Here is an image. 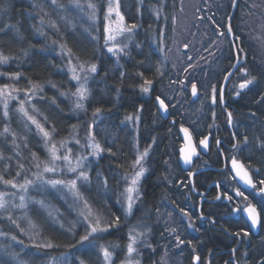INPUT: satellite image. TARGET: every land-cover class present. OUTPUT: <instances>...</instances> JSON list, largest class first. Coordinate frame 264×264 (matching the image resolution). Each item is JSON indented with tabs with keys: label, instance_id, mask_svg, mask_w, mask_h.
I'll use <instances>...</instances> for the list:
<instances>
[{
	"label": "rangeland",
	"instance_id": "obj_1",
	"mask_svg": "<svg viewBox=\"0 0 264 264\" xmlns=\"http://www.w3.org/2000/svg\"><path fill=\"white\" fill-rule=\"evenodd\" d=\"M132 1L133 0H119L120 11L125 18L126 25L136 24L130 17V10L133 6ZM30 2L32 7L34 4L39 5V7L34 8L32 18H35L38 21L40 35L47 39L46 46L49 45V48L46 49L47 56H52L51 53H53L56 60H59L61 63L62 67L59 68L66 71L69 76L68 81L70 82L68 83V90H65L66 93L75 91L77 82L71 79V72L67 63L69 57L62 56L59 47L60 43H63L62 37L65 36V33L76 32L79 35L81 32L80 34L83 37H86L87 44H92L93 47L98 50H104L114 59L115 67L121 68L125 61H128L131 58L128 56H121L119 61H117V57L107 52V48L105 47L104 27L107 23L116 19L114 14L110 17L109 21H106L104 18L109 5V0H78L81 7L76 6L75 0H57V5H53L51 0H30ZM89 3L95 5L96 15L94 20L89 19L92 12V9L87 7ZM112 3L114 5L115 0H112ZM135 4H137L136 14H140V17L143 9L145 7L149 8L146 10L151 14V17H153L152 19H154L153 22L156 24V28H158V33L156 35L152 34V37L149 38L148 42H151V45H153L159 56L158 62L155 63L153 67H160L163 72L162 76L159 74L156 76L161 77L162 79L159 85L160 93L162 94V98H165L166 103L169 104L167 118L162 117L161 112L158 109L161 118L168 120L173 126L176 125V128L179 131L178 135H180L183 126V128H185L190 124V128H186L188 129V132L191 131L193 136L194 133L199 135V137L202 133H205V136H211V134H219L220 136L221 128L216 121L218 109L215 107L217 103L213 104L211 102L210 92L212 85L217 87V81L215 80L216 75L223 70V63L225 60L227 62L229 59L230 37L228 32L221 28V24H219L220 20L218 19H221L223 16L221 13L225 11L226 0H136ZM41 8L43 11H40ZM234 9V15L236 14V25L234 29L236 32L233 29L232 30L234 31L235 38L233 40L236 45L234 46L233 52L235 53L234 56L238 57L239 60L244 56L245 60L233 73L227 83L224 93V105L220 103L226 114V109L229 110V95L233 93L234 98L236 99L241 96V94L240 96H236L235 93L239 91L237 88L238 83L245 79L242 70H249V67L247 68L245 66L250 59V53H253L252 55L255 56L254 58H256V62H258V65L264 71V0H235ZM41 20L44 21L43 24H41ZM232 22H234L233 18ZM52 24H55L56 27L53 28L51 26ZM136 25L137 28L134 29L132 33L119 35L116 41V43H120L121 45L128 44L126 51L130 53L132 52V49L141 53L143 47L146 46V42L143 43V41L139 40V33L144 31L143 24L141 22ZM112 26L115 27V25ZM41 32L43 34H41ZM237 37H239V39H237ZM53 41H57V43H53ZM137 45H139V47H137ZM185 45H187V48H185ZM161 49H163V52H161ZM189 57H191V59H189ZM72 59L74 64L82 63L74 59V57H72ZM14 62L16 61L10 60L9 63L0 65V72L10 73V69L8 68L12 66V63ZM190 65L193 67H189ZM185 69H187V71H185ZM228 72L226 71L223 77H225ZM97 74H95V76H90L88 81V87L91 92L90 96L94 93L93 87H95L99 81L96 79ZM248 74L250 77L253 76L249 71ZM171 81H177V83H171ZM179 81L186 82V86L183 89L181 88ZM255 82L256 80L253 85H250L249 88L244 89L241 93L248 92V90L256 84ZM3 83H15L20 89H24L25 86L30 87L29 82L26 80L24 81L21 77L19 81L13 82L9 80L6 75L0 76V84ZM191 83L197 84V97L191 95ZM43 87H45V85ZM152 90L147 94L143 93L144 96L149 97ZM14 95H18L19 99H25L23 91L18 94L14 93ZM90 96L84 101L85 107ZM64 97L66 103H68V106L71 108L69 114L81 115V112H83L84 109H75V98L70 95ZM262 97H264V91L258 99V103H260L261 106H264V99H261ZM19 99L11 100L9 102V116L7 118L3 116L4 109L3 105L0 104V112L4 121L2 127L4 128L5 126H8L12 131L16 132V143L20 145L19 148H16L12 144L11 136L0 137V153H3L4 156V159L0 160V173H4L6 178H12L15 177L17 171H21V176L18 177L17 180L19 183H23L25 177L35 180L34 173L40 171V169H37L34 166L36 161H34L32 154L35 153L39 160L44 161L48 159V151L44 145L42 136L37 133L35 126L31 125L30 122H28L26 118L17 111L19 107ZM27 99L31 101V104L25 105L29 112L31 113L32 105H34L37 110V119L44 122L45 114L41 111L44 93L40 92L35 96L30 95ZM38 102L41 105L35 104ZM172 105L175 106L172 107ZM257 107L259 109V106ZM213 112L215 113V117L212 115ZM140 113L139 109L138 113L133 115H139L140 119L138 122L135 119L132 121L124 119V126H126V129L134 135L133 138L136 147L134 152L135 156L138 152H143L146 149L149 153L144 161V166L146 167L147 172L140 182L142 195L141 199L136 203V209L138 210H136L135 213H138L141 210H144L146 213L144 214V217L150 220L149 223L152 224L150 226L152 228L151 241L153 242V246L157 248V251L153 253L150 249L141 248V255L138 259H140L141 264H160V257L164 254L162 247L160 246H165L168 250V255L166 257L168 264H188L189 262H191V264H198L194 261V257L199 255L197 250L202 243L200 235L203 226L201 225L205 219H200V212L198 213L196 211L197 208L193 199L195 193L193 189L191 190L190 184H187L184 181H175L176 185L173 184L177 177L174 162L175 160L176 163L179 161L181 155L180 149L185 147V143L181 140L182 142L179 143L178 147H171L173 155L175 153L174 151H177L178 155L177 157L175 156V159L173 158V161L170 159V156L169 161L165 160L164 162L163 180L169 187L174 186V188L178 189V193L174 197L169 195L163 196L156 204L148 202L145 195V180L148 178V174L153 172L157 166V163L155 162V146L158 144V138L156 137L157 131L155 130L157 121L154 122V124L152 123V126H149L148 121L145 120V122H143L141 120ZM258 113V120H262L261 122H263L264 110L261 108ZM103 115L104 112L99 113V115L95 117L91 115L86 122L89 123L87 128L85 127L82 129L75 127V129H72L67 136L57 135L55 130L54 138L58 143V146L59 142L68 141L65 149H60L61 153H63L66 148H71L73 164L79 159L83 165L82 170L86 171L89 176V181H77L79 190L89 200L94 210L103 214L106 218H112L114 216L106 205V202L108 201L106 195L113 194L117 201L122 200L121 194L124 193V189L127 186L124 177L125 175L131 176L132 169L130 168L126 173L117 171L115 178L109 169L110 172L108 173L111 174V177H108L104 173V169H102L104 166L100 161L101 158L104 157V152L101 153L99 157L89 154L90 150L87 149L85 145L87 143L89 131L88 126L92 125L93 122L94 126L91 131L102 147L103 144L100 139L106 138L109 141L110 138H112V135L110 134L112 127L107 121L109 118ZM206 121L209 124L207 128H205L206 126L204 127ZM233 122L231 127H229L228 122L226 123L227 126L231 128V133H233L236 138L237 129L232 128L234 125ZM45 127L49 129L52 128L48 123L45 124ZM143 133L146 134L145 137H141L143 136ZM77 139L80 141L79 144H76L75 142ZM25 144H27V147H25ZM242 145L241 143H238L237 147L229 153L231 158H239L240 152L243 148ZM17 153H19V155H17ZM9 157H11V159H9ZM84 157H87V159H84ZM56 163L58 170L55 173H45V179L52 178L68 180L75 178L76 174L69 173L64 166L63 161H58ZM20 164L24 165L22 170L19 168ZM42 167L43 165H41V168ZM98 173L99 177L97 175ZM104 179H107L108 181L107 189H105L102 184ZM224 186V189H222L218 195L223 199L225 198V192H228L230 189V182H228V179L225 180ZM0 191H7L9 193L7 198L13 200L16 204H19L20 202L19 196L25 195V202L27 204L25 209L10 207L8 212H0V255L3 256L4 253L11 251L19 252L23 259L28 261V264H30L28 255L37 257L36 259L39 264H62L65 257H67V264H77V256L85 258L86 264L88 261H90V264H103V257L100 253L99 246L104 245L107 247L110 245H119L117 248H110V250L115 252L113 264H121V261L124 260L126 244L128 242V231L129 228L133 226V223L126 229L124 238H120V232L115 235L112 234L113 231L121 230L122 224H120V227H114L108 232L99 234L100 238L92 240L91 243L85 241L83 245L76 244L80 236L85 233L87 222L84 221L83 217L78 215V209L81 205L74 201V197L68 189L61 186L53 188L51 185H41L40 182L37 181L36 184L29 186L27 193L19 192L17 189H12L2 183H0ZM233 192L235 199L237 196L236 190H232L231 193ZM255 194L262 196V192L259 189H256ZM182 195L184 198H181ZM103 197H105L106 200H104L105 198ZM238 198L242 197L237 196V199ZM216 199L217 198H215V200ZM37 201H44L45 204L55 209L56 219L54 220L52 217H49L47 211L41 208L40 205L36 203ZM149 203L151 204L152 209L151 213L148 214L146 208L149 209L147 206ZM231 206H233V203H231ZM119 207L122 209V215L125 219L121 203H119ZM157 209H159V216ZM181 209L187 211L192 217L193 227H188L190 221L187 217L183 216ZM202 211L203 206L201 208V213ZM238 212L240 211H237L236 213L234 212V214L236 215ZM169 213H171V216H169ZM9 215L14 219L22 218L24 216L32 219L38 226L40 232V235L36 237V242L51 240L54 244L60 246L50 249L33 247V241L29 240V236L21 235L15 225L7 219ZM133 216H135V214ZM133 216L128 217L130 221L134 220L132 218ZM165 221H167V225L165 224ZM18 222L26 227L24 220L20 219ZM141 223L136 222L134 224L141 226ZM61 224H63V227H61ZM167 226L175 227L177 229L176 233L170 235L165 231ZM51 230L62 232L61 235L66 236L71 244H76V247L68 248L65 247V245L56 243L47 233ZM161 233H163V235H161ZM13 235L17 237V240H22L23 244L13 241L11 239ZM175 235H179L184 243L177 246ZM188 241H191V244H189Z\"/></svg>",
	"mask_w": 264,
	"mask_h": 264
},
{
	"label": "trees",
	"instance_id": "obj_2",
	"mask_svg": "<svg viewBox=\"0 0 264 264\" xmlns=\"http://www.w3.org/2000/svg\"><path fill=\"white\" fill-rule=\"evenodd\" d=\"M133 1V6L130 10V17L136 24L142 22L144 31L139 33V40L143 41V43L146 42V46L143 47L141 53L132 49L131 58L128 61H125L121 68L115 67L114 59L104 50H98L94 48L92 44H87L86 37H83L80 34L81 32L79 35L76 32H68L62 37L63 43L66 42L68 47L72 49L74 59L78 57L79 60H76L79 62L96 63L99 69L96 76V79L99 81L97 85L93 87L94 93L90 96L81 115L69 114L71 108L68 106V103H66L65 97L60 95V92H65L66 89L68 90L67 87L70 82L68 81L69 76L66 71L59 68L62 67L61 63L59 60H56L53 53H51L52 56H47L46 49L49 48V45L46 46L47 39L41 36L40 31L37 30L39 29L38 21L35 18H32L34 7H32L30 0H0V5H7L8 7L6 13H0V23L16 24L19 22V35L23 37V39H20L14 31H10L4 39L0 40V49H2L6 55L16 57L14 60L16 62L12 63L13 65L8 68L10 69V73L20 72L22 75L21 78L24 81L39 82L43 86L45 85L44 91L42 92L44 93V99L42 101L41 111L45 114V117H47L48 125L55 127L57 135L67 136L72 129H75L73 128L74 125L82 129L85 127L87 128V125L89 124L86 123L87 120L93 115V112L98 107L101 109L100 113L104 112L103 116L109 118L107 121L112 127L110 131L112 138L108 141L106 138L104 139L102 137L103 139H100V141L105 149L111 148L112 152L115 154L110 155L106 150L104 152V157L100 160L104 166L102 169H104L103 171L108 177L112 174L115 178L117 171L126 173L131 168V164L135 159L134 152L136 147L133 138L134 135H132V133L126 129V126H124V119L128 115L138 113V110L143 106L142 111H140L141 120L143 122H145V120L148 121L149 126H152L154 122L157 121L155 129L157 131L156 137L158 138V144L155 146V162L157 163V166L153 172L148 174L149 176L145 180V195L147 201L156 204L163 196L169 195L174 197L178 193V189L174 188V186L169 187L165 184L163 180V171L165 160L169 161V157L171 156L170 159L173 161V158L175 159V156L177 157L178 155L177 151H174L175 153L173 155L171 147H178L179 143L182 141L178 135L179 131L176 128L177 126H173L168 120L161 118L155 100L157 95L162 96L159 88L162 79L161 77L156 76V67H153V65L158 62L159 56L153 45H151V42H148V40L152 37V34L156 35L158 33V28H156V24L153 22V17H151V14L146 10L149 8L145 7L143 12H141L142 15L140 17V14H136V0ZM232 5L233 0H226L225 11L221 13L223 15L222 18L220 19L217 17L220 20L219 24H221V28L225 29V31L228 30V19L233 10ZM235 17L236 14L233 17L234 22H232V29L234 31L236 25ZM24 50H27L28 55H24ZM233 50L234 45L230 40L229 59L227 62L225 60L223 63V70L216 75L215 78L218 89L222 88L224 73L226 71L228 72L234 65L236 57L234 56L235 53ZM252 54L253 53L249 54L250 59L245 67H249V73L256 77V84L249 89L248 92H242L241 96L237 99L234 98L233 93L230 94V97H228V101L230 102L228 106L234 119V125L232 128L237 129L236 138L238 143H241L242 145L244 141L243 137L245 135L248 137V142L246 144L243 143L242 145L243 148L238 159L245 164L248 170H250L256 188L252 191L241 189L236 182L232 181L231 176L228 175L229 177L225 179H228V182H230V189L225 193L232 197L230 200L231 202L226 198H221L216 201L215 198L219 194L217 193L216 188L213 187L209 196L211 202L206 201L203 203L204 214L208 215L213 220L215 219L216 221L222 222L232 234L235 232H241V230L249 231V236L243 238V242L239 245L240 247L235 253L237 264H256V258L264 253V199L262 196L255 194L256 189L260 190L261 188L262 184L260 181L264 180V147L260 146V139H264V121L261 122L262 120H258L259 118L257 117L259 110L261 108L264 110V106H261L260 103H258V99L264 91V71L258 65L256 58H254L255 56ZM141 61L142 63H140ZM121 72L125 73L123 80H121L120 77ZM138 72H143L145 78L153 81V90L149 97H145L140 91V85L143 81L138 75H136ZM105 73H107V75ZM49 82L57 84L58 88H52L51 83ZM25 88H28V86H25ZM117 89H119V93H117ZM53 97L56 98L55 104L52 103ZM217 101L215 107L218 109L216 121L221 128L220 136L222 137L224 135L226 139L232 141V133L226 123L228 122L227 114L219 102V97L217 98ZM35 104L41 105L39 102ZM257 106H259V109ZM252 113H255V116H253ZM207 121L204 123V127L206 126L205 128L209 125V121ZM3 122V117L0 112V131L3 129ZM186 127L190 128V124ZM204 135L205 133H202L201 137ZM145 136L146 134L143 133V136L141 137ZM220 136L218 134V137ZM174 163L177 177L173 184L177 181H184L189 184L188 173H185L181 169V166L178 162L176 163V160ZM109 169L111 170V174L108 173L110 172ZM213 175L214 172L198 174L196 176L197 187L199 188L204 184L206 179H211ZM237 189L242 191L244 196H247L248 199L246 200L244 196H241L242 198L238 199L236 196L234 199V192H231L232 190L237 191ZM106 198L108 199L106 205L112 215L121 216V230L113 231V235L120 232V238H124L126 229L129 228L132 223L133 225H136L134 223H141L143 221L141 226H143V224H147L148 226L152 225L149 223L150 220L144 217V214H146L144 210H141L138 213L136 212L135 216L132 217L134 219H132L133 221H130L129 218L124 219L122 209L119 207L115 195L108 194L106 195ZM106 198L104 200H106ZM181 198H184V196L182 195ZM196 199L195 202L197 204ZM150 203L147 204L149 209L146 208L148 214L151 213L152 209ZM231 203H233V206H231ZM248 204L257 206L262 213V227L258 234H253L250 231L248 224H246L240 212L236 215L234 214L235 208L240 211ZM215 226L217 227L215 229L202 228V233L200 235L202 243L197 250L201 258L198 264H235L230 259L231 254L228 253V251L225 253H222V251L234 247L238 238L230 237L227 233L225 234L221 230L220 225L216 224ZM47 233L50 235V238L58 244H71L66 236L61 235L62 232L51 230ZM210 251L211 254H209ZM245 252L248 253L247 256L244 255ZM6 253H4L3 256L0 255V264H16V262ZM210 256H212L213 259L208 263ZM36 258L37 257L28 255L29 263L39 264ZM188 264H191V262Z\"/></svg>",
	"mask_w": 264,
	"mask_h": 264
},
{
	"label": "snow or ice",
	"instance_id": "obj_3",
	"mask_svg": "<svg viewBox=\"0 0 264 264\" xmlns=\"http://www.w3.org/2000/svg\"><path fill=\"white\" fill-rule=\"evenodd\" d=\"M76 6L81 7L78 0H75ZM51 3L53 5H57V0H51ZM233 3H235V0H233ZM34 8L39 7V5H33ZM88 8L92 9V12L89 16V19L94 20L96 15L95 5L92 3H89L87 5ZM8 11L7 5H0V13H6ZM40 11H43L41 8ZM115 15L116 19L114 21H111L110 23H107L104 27V43L105 47L107 48V52L111 53L113 56L117 57V61H119V58L121 56H128L131 57V53L126 51L128 48V44L121 45L120 43H116L117 37L119 35H122L124 33H132L134 29L137 28L136 24H125V18L123 14L120 11V3L119 0H115V4L113 5L112 0H109V5L107 8V12L105 14V20L109 21L110 17L112 15ZM44 21L41 20V24H43ZM51 23V22H50ZM112 25H115L113 27ZM53 28L56 27L55 24L51 25ZM40 31V29H37ZM10 31H14L16 35L23 39L22 36H20V26L19 22L16 24L12 23H0V40L4 39L7 34ZM229 33H231V28L228 29ZM41 34H43L41 32ZM239 39V37H237ZM53 43H57V41H53ZM34 47V46H33ZM61 55L69 57L67 63L69 66V70L71 72V79L73 81L77 82V86L75 88V91H72L70 93L66 92H60L61 96H68L75 98V109H85L84 101H86L89 96L91 95L90 89L88 87V81L90 76H95L98 71V65L96 63H73V51L70 47H68L67 43H60L59 45ZM139 47V45H137ZM185 48H187V45H185ZM242 51V50H241ZM161 52H163V49H161ZM24 55H28L27 50H24ZM15 56L6 55L2 49H0V65H4L9 63L10 60H15ZM77 60H79L78 57H76ZM191 59V57H189ZM142 63V61L140 62ZM189 67H193L190 65ZM187 71V69H185ZM243 75L245 79L242 80V82L238 83L237 88L239 91L235 93L236 96H240L241 91L244 89L249 88L250 85H253L254 81L256 80V77L249 76L248 71L246 69L242 70ZM156 73L159 75H163V72L161 71L160 67L156 68ZM82 74V75H81ZM107 75V73H105ZM7 76V78L13 82L19 81L21 74L20 73H4L0 72V76ZM125 73L121 72L120 77L121 80H123ZM141 79L142 84L140 85V91L142 93H149L152 90L153 81L149 80L144 77L143 72L136 73ZM232 75V73H228L224 79L228 80V78ZM51 83V82H49ZM171 83H177V81H171ZM181 88L183 89L186 86L185 81H179ZM30 87L25 89H20L15 83H3L0 84V104L3 105V116L7 118L9 116V102L11 100H18L19 96L14 95L20 93L23 91L25 99H19V107L17 111L23 115L24 118L28 122H30L31 125L35 126V129L38 134H40L44 140V145L47 148L48 151V159L41 161L36 156L35 153H33V159L35 162L34 166L37 169H40L37 173H34L35 180L29 179L27 177L24 178L23 183H19L17 178L21 176V171H17L15 173V177L12 178H6L4 173H0V183L3 185L10 187L12 189H17L19 192L27 193L29 186L36 184L37 181L40 182L41 185H51L53 188H56L57 186H61L63 188L68 189L74 197V201L79 203L81 206L78 209V215L83 217L84 221L87 222V228L85 230V233L80 236L79 240L76 242V244H81L85 241H88L91 243L92 240L100 238L99 234L105 233L110 231L114 227H118L121 223V216L120 215H114L112 218H106L103 214L97 212L94 210L93 206L90 204L89 200L82 194V192L79 190L77 186V181L83 180V181H89V176L86 171L82 170L83 165L79 159H77L76 163L73 164V160L71 158L72 149L66 148V150L61 153L60 149H65V146L68 141H61L58 143L56 142L54 138V132L55 127L53 126L51 129L45 127V124L47 123V117H44V122H41V120L37 119V110L34 105H32V111L29 112L28 108L25 106L26 104H31V101L27 99V97L35 96L37 93L43 92L44 87L39 82H33L29 81ZM51 87L56 89L58 88L57 84L51 83ZM117 93H119V89L116 90ZM191 95L193 97L198 96V88L196 83H191ZM219 97V102L223 104L224 102V90L223 88L218 89L215 85L211 86V92H210V99L213 104L217 103V98ZM170 99V98H169ZM261 99H264L262 97ZM155 100L159 106V110H162L164 113L168 112L169 104L166 103L165 98H162L161 95H157L155 97ZM52 103H56V98L53 97ZM58 106V105H57ZM175 105H172L174 107ZM143 106H141L140 111H142ZM101 112V109L98 107L93 112V116H98ZM213 117H215V113L213 112ZM253 116H255V113H252ZM126 120L132 121L135 119L137 122L139 121L140 117L139 115L133 116L128 115L125 117ZM232 113L228 112L227 114V120L229 125L232 124ZM94 126V122L92 125H89V131L87 136V143L86 148L90 150L89 154L95 157H99L101 153L107 152L110 155H115L112 152L111 148L105 149L102 147V145L96 140V136L91 131L92 127ZM76 126L74 125L73 128ZM181 131L185 133V136L187 138V146L186 148L181 149V159L183 160L184 164L188 165L192 163L193 157L198 156L199 153L197 152V146L192 143L191 136L188 132L187 128H181ZM11 136L12 144L19 148L20 145L16 143L17 141V134L16 132L12 131L8 126H5L2 131H0V137H7ZM235 139V135L233 137ZM260 139V138H258ZM244 143L246 144L248 142V137L245 135L243 137ZM76 144H79L80 141L77 139ZM217 145H219L220 141H216ZM199 146L203 147L204 149L208 148V138L205 137L199 141ZM260 146L264 147V139H260ZM25 147H27V144H25ZM235 147V145H234ZM148 150L146 149L143 152H138V154L135 156V159L133 160L131 164L132 169V175L128 176L125 175L124 179L127 182V186L124 189V193H122V200H118V203L122 204L123 207V214L125 219L128 217H131L135 214L136 209V203L138 200L141 199V179L145 176V173L147 172L146 167L144 166V161L146 157L148 156ZM19 155V153H17ZM4 156L3 153H0V160H3ZM11 159V157H9ZM84 159H87V157H84ZM58 161H63L64 166L67 168V171L69 173H75L76 176L73 179H52L48 178L45 179L44 174L45 173H55L57 168ZM41 165L43 167L41 168ZM231 166L232 170L235 172V176L239 178L240 181H242L244 184L249 185L253 188L256 187V185L253 183V180L248 172V170L244 167L243 164L238 162L235 157L231 159ZM24 167L23 164L19 165V168L22 170ZM99 177V173L97 174ZM194 173L189 172V176H193ZM261 184H264V180L260 181ZM102 184L105 189H107L108 181L107 179H104L102 181ZM262 192H264V188L261 189ZM15 195V194H12ZM237 196H244V193L237 189L236 191ZM9 193L7 191H0V212H8L10 207H18L21 209H25L27 207V204L25 202V195L19 196V204L14 203L13 200L8 199ZM217 199H220V196L216 197ZM225 198L228 200H231L232 197L230 195L225 194ZM244 198L247 200V196H244ZM41 208L45 209L47 211V214L49 217H52L54 220L56 219V210L51 208L49 205L45 204L44 201H37ZM245 211L248 213V218L251 221L252 227H256L259 223V215L256 213V209L249 204V206L245 209ZM181 212L183 216L187 217L190 223L188 224V227H193L192 217L189 215L187 211H184L181 209ZM157 213L159 216V209H157ZM169 216H171V213H169ZM9 221L15 227L20 231L21 235H28L29 240L33 241V247L36 248H53V247H59L60 245L54 244L51 240H47L44 242H36V237L40 235V232L38 230V226L33 222L32 219H30L27 216H24L22 218H16L14 219L11 215L7 217ZM24 220L26 223V227L22 226L18 220ZM200 219H204L203 216L200 217ZM143 223V221H142ZM212 223H215V220H212ZM165 224L167 225V221H165ZM61 227H63V224H61ZM70 230V229H69ZM165 231H167L170 235H173L176 233L177 229L175 227L167 226L165 228ZM151 235H152V228L148 226L147 224H143V226H137L133 225L129 228L128 236H127V244H126V252H125V258L121 261V264H141L140 259L138 257L141 255V248H147L150 249L153 253L157 251V248L153 246V242L151 241ZM163 235V233H161ZM236 237L241 238V242H243L244 237L249 236V231L247 230H241V232H235L233 233ZM91 238V239H90ZM13 241H17V243L23 244L22 240H17V237L13 235L11 237ZM175 239L177 242V246L184 243L183 240L180 239L179 235H175ZM189 244H191V241H188ZM76 244H70L65 245V247L72 248L76 247ZM119 247V245H110V246H104L100 245V253L103 257V264H113V257L115 255V252L110 250V248L114 249ZM163 250V255L160 257V264H168V261L166 259L168 255V250L165 246H160ZM233 257H235V253L238 251V249L233 248L232 250ZM11 257L12 260L16 262V264H28V261L23 259L21 256V253L19 252H9L6 253ZM211 254V251L210 253ZM245 256L248 255L247 252L244 253ZM200 256L196 255L194 257L195 262L200 261ZM77 264H86V259L81 258L80 256L76 257ZM62 264H67V257H65L64 261H62ZM87 264H90V261L87 262ZM256 264H264V253L261 254V256H258L256 258Z\"/></svg>",
	"mask_w": 264,
	"mask_h": 264
},
{
	"label": "flooded vegetation",
	"instance_id": "obj_4",
	"mask_svg": "<svg viewBox=\"0 0 264 264\" xmlns=\"http://www.w3.org/2000/svg\"><path fill=\"white\" fill-rule=\"evenodd\" d=\"M230 130H231V128H230ZM231 132H232V130H231ZM181 133H182V131H180L179 137H180V140L183 141L182 134ZM190 135H191V138H192V140L194 142V145L197 146V151H198L199 155L198 156H194L193 157V160H192V163L191 164H188V166H186V165L183 164V162L181 161V155H180V158H179L178 163L181 166V169L185 173H188V178H189L188 179V183L191 186V190L193 189L194 190V193H195V197L193 198L194 201L197 198V204L195 202V205H196V208H197L196 211L198 213L200 212V214H199L200 217L203 216L204 219H205V221L203 222V224L201 226H203V228L205 227V228H213V229H215V228H217L215 226L217 224V225H220L221 230L225 234L227 233V235L230 236V237L238 238L237 244L234 247H231V248H228V249L222 251V253H225V252L228 251V253H230L231 256H232L230 259L235 264H237L236 257H233V254H232V251L231 250L233 248L238 249L240 247L239 245H241V243H242L241 242V238L240 237H236L235 235H233L226 228V226L222 222L216 221L214 219L215 220V223L213 224L212 223V220L213 219L211 217H209L208 215L204 214L203 211L201 213V208H202L204 202H206V201L211 202V200L209 199V196L211 194L210 191H211V189L213 187L216 188V191H217L218 194L220 193V191L222 189H224V187H225L224 186L225 185V180H226L225 178L229 177L228 175L231 176L232 181L233 182H236L237 185H238V187H240L241 189H244V190L246 189V190L252 191L256 187L255 188L252 187L250 189L249 188L242 187L238 183V181H236V179L234 178L233 171H231V159L232 158L230 157L229 153L234 148H236L237 145H238L237 138H235V139L233 138L234 137L233 133L231 134L232 141H229L228 139H226V137L224 135L222 137H218V134H211V136H205L204 135L203 137H201L202 135H200V137H199V135H197L195 133H194V136H193L192 133H191V131H190ZM205 137L208 138V145L209 146H208L207 149H204L203 147L199 146V141L201 139L205 138ZM217 140L220 141L219 145H217V143H216ZM234 145H235V147H234ZM182 148H184V147H182ZM181 149H180V152H181ZM236 160L242 162L241 160H239L237 158H236ZM243 165H245V164H243ZM189 172L194 173V175L193 176H189ZM204 172H214V175L212 176L211 179H206L204 181V184H202L198 188L197 187V183H196V180H197L196 179V176L198 174H202ZM253 183L255 184V181H253ZM262 185H264V184H262ZM262 185H261V187H262ZM260 191H261V188H260ZM220 199H216V200H220ZM263 199H264V197H263ZM251 205H253V204H251ZM247 206H249V204ZM246 207H244L243 209H245ZM243 209L240 210V214H241V212H242ZM238 210L239 209H236L235 208L234 212L236 213ZM242 217H243V215H242ZM244 221L246 222V224H248V222L245 220V218H244ZM248 226H249V224H248ZM249 229H250V226H249ZM212 259H213L212 256H210V259L208 260V263ZM199 262H197V263H199Z\"/></svg>",
	"mask_w": 264,
	"mask_h": 264
},
{
	"label": "water",
	"instance_id": "obj_5",
	"mask_svg": "<svg viewBox=\"0 0 264 264\" xmlns=\"http://www.w3.org/2000/svg\"><path fill=\"white\" fill-rule=\"evenodd\" d=\"M235 3H234V5H233V11H232V13H231V15H230V17H229V22H228V29L229 28H231V30H232V25H231V23H232V18H233V16H234V13H235ZM228 31V30H227ZM228 34H229V37H230V40H231V42L233 43V45L235 46L236 44H235V42H234V31L232 30L231 31V33H229V31H228ZM244 55V54H243ZM244 60H245V56L242 58V59H238V57H236V61H235V64L230 68V70H229V72L228 73H232V75H233V73L240 67V65H242L243 64V62H244ZM227 73V74H228ZM232 75L228 78V80H225L224 79V81H223V83H222V88H223V90H224V93H225V89H226V87H227V83L229 82V80H230V78L232 77ZM223 105H224V102H223ZM157 106H158V104H157ZM158 108H159V106H158ZM226 111H227V114H228V112H230L229 110H227L226 109ZM160 112H161V115H162V117H165V118H167V116H168V112L167 113H164L162 110H160ZM232 122H233V119H232ZM232 125V124H231ZM231 125H229V127H231ZM182 139H183V141L185 142V147L184 148H186V146H187V143H188V141H187V138H186V136H185V133L182 131ZM189 134H190V132H189ZM191 136V135H190ZM192 139V138H191ZM192 143L194 144V142H193V140H192ZM181 161L183 162V160L181 159ZM238 162H240V161H238ZM241 164H243L242 162H240ZM183 164H184V162H183ZM184 165H186V164H184ZM186 166H188V165H186ZM244 167H245V165H244ZM246 168V167H245ZM231 171H233L232 170V166H231ZM248 172H249V170H248ZM249 174H250V172H249ZM233 175H234V178L236 179V181H238V183L242 186V187H244V188H252L251 186H249V185H246V184H244L242 181H240L239 180V178L238 177H236L235 176V172L233 171ZM251 176V175H250ZM262 188H264V185H262V187H261V189ZM262 195H263V197H264V192H262ZM252 207H254L255 209H256V213L259 215V220H260V223L256 226V227H252V225H251V221H250V219L248 218V213L245 211V209L248 207H246L245 209H243L242 210V212H241V214L243 215V217L245 218V220L248 222V224H249V226H250V230H251V232L252 233H254V234H258V232L260 231V229H261V226H262V224H261V222H262V213L260 212V210H259V208L257 207V206H255V205H251Z\"/></svg>",
	"mask_w": 264,
	"mask_h": 264
},
{
	"label": "bare ground",
	"instance_id": "obj_6",
	"mask_svg": "<svg viewBox=\"0 0 264 264\" xmlns=\"http://www.w3.org/2000/svg\"><path fill=\"white\" fill-rule=\"evenodd\" d=\"M243 58V57H242ZM237 244V243H236Z\"/></svg>",
	"mask_w": 264,
	"mask_h": 264
}]
</instances>
